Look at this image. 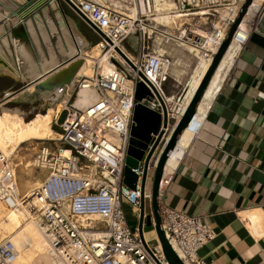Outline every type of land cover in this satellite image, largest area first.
<instances>
[{"label":"built area","instance_id":"1","mask_svg":"<svg viewBox=\"0 0 264 264\" xmlns=\"http://www.w3.org/2000/svg\"><path fill=\"white\" fill-rule=\"evenodd\" d=\"M48 1L57 2L58 7L62 3L97 37L93 45L111 67L103 71L93 58L90 73L75 77L66 90L63 118L58 123L59 147L54 154L40 147L37 166L48 171L28 196L18 194L11 156L0 150V203L9 209L23 202L27 214L37 215L53 264H168L159 242L148 245L143 232L140 238L137 226L131 229L127 225L122 209L125 200L138 220L141 163L131 169L136 175L134 188L121 183L136 102L134 85L140 81L152 94L139 102L161 112L154 89L170 120L147 164V170L152 171L167 139V127L183 111L180 94L166 96L161 87L173 62L163 46L184 49L195 59V67H204L205 72L244 0ZM261 8L250 10L243 25L241 21L237 24L229 44L239 48L246 42ZM130 37L136 41L132 54L124 46ZM80 90L93 95L85 106L75 103ZM63 148L66 155L60 152ZM170 179V173L162 172L157 197ZM142 195L149 199L150 189H143ZM157 212L163 236L182 264H207L197 250L212 238L209 226L163 204H157ZM16 254L7 236L0 237V264H12Z\"/></svg>","mask_w":264,"mask_h":264},{"label":"crops","instance_id":"2","mask_svg":"<svg viewBox=\"0 0 264 264\" xmlns=\"http://www.w3.org/2000/svg\"><path fill=\"white\" fill-rule=\"evenodd\" d=\"M21 1L6 0L7 7L0 4V97L22 87L26 89L54 69L23 80L1 71L11 68L15 74H23L22 60L17 55L18 51H23V46L31 50L33 56L36 51L57 50L54 42L49 39L45 43L40 36V16L45 20L40 11L50 2L37 0L20 11ZM261 5V11L248 29L246 42L239 48L231 46L226 52L230 54L232 49V57L222 60L221 68L218 67L213 77L219 85L213 95L208 90L204 93L201 102L205 107L200 112L198 124L173 171L169 172L170 182L157 197L158 205L196 216L209 226L212 238L197 250V255L207 264H264V3ZM50 6L47 15L57 23ZM60 6L58 10L63 18L74 16L62 3ZM12 10L21 15L14 22L9 14ZM64 21L70 28L68 19ZM135 42L134 37L125 41L129 54L134 51ZM163 47L173 62L166 69L161 87L166 96L180 94L181 105L189 83L200 68L195 67V59L184 49ZM66 58L58 59L59 64ZM62 113L60 110L57 121H52L48 127L50 135L51 128L59 133L54 127L59 128L58 119ZM46 141L48 139L41 138L35 142L33 156H38L42 146L51 149ZM48 152L53 154L55 150ZM40 169L43 168L36 166L33 173L39 174ZM149 187L145 185L144 190ZM122 209L125 217L130 214L137 222L136 212L125 200ZM140 209L144 215L148 214L150 199L143 198Z\"/></svg>","mask_w":264,"mask_h":264},{"label":"bare ground","instance_id":"3","mask_svg":"<svg viewBox=\"0 0 264 264\" xmlns=\"http://www.w3.org/2000/svg\"><path fill=\"white\" fill-rule=\"evenodd\" d=\"M5 1L6 0H0V4L3 5L4 7L6 6ZM16 1H21V0H16ZM42 2H38V3L41 4ZM263 3H264V0H252L251 5L248 6L247 13L243 16V19L241 20V25H243V22L245 21V19L248 18V16L250 15V10H252V12L257 11L259 9V7L263 6V5H261ZM46 5H47V3H46ZM50 5H52V8H53L52 10L54 12L53 15H55V18H56V21L58 22V25L54 21L50 20L48 15H47L48 14L47 10L51 9ZM53 6H55L56 8ZM28 12H30V11H28ZM24 13H26V12H24ZM40 13H41V15H44L45 20H46V22H44L45 20L41 19V16L39 18L40 19V22H39L40 36L45 43L49 41L52 33L56 32L57 30L61 32V39H59L56 52L55 51H49L47 56H45L44 58H42L40 60L38 58H34L35 56H33L32 51L27 50L26 47L23 46V51H18L17 55L20 58V60H22L24 73L21 76H19V74H15V72H13V70L11 68H7V69L2 68L1 69L2 73L19 77L22 80L23 79H30L36 75L38 76V74L41 72L46 73V71H48L49 69L56 68V66L59 65V62H58L59 58H57V52L60 53V55L61 54L65 55L66 57L77 56L78 58L82 59V61L79 65V67L77 68L73 78L80 76V75H88L90 73V70H91V63H92L93 58H96V60L99 61L100 67L102 68L103 71L108 70L111 67L110 62L105 59L104 55H102V53L99 52V50L97 49L96 46L91 47L88 50L85 49V42L81 43L79 41V39H83V38L80 36V33H79L78 29L75 27L73 21L67 17H64L65 19H68V22L71 24V27H73L74 31L77 33V35H74V34H73L74 36L72 35L73 38L78 40L80 43V45H78V47H79L78 49L75 47V44L71 40L72 39L71 35L68 32V29L65 25V23H67V22L64 21L62 14L58 10L57 2H55V1L50 2L48 7H43L42 10L40 11ZM18 16H21V15L15 14L12 17V21L14 22V20H17ZM22 16H23V18H26L27 15L24 14ZM64 43H65V46H64ZM231 46H232V44H229V46L224 51L221 59L219 60V62L217 64L206 88L203 91L202 97L199 100L200 102H201L206 90H209L211 95H213L214 92L216 91V89L219 85V81L217 79H216L217 80L216 81L215 78H213V77L215 76V73L218 70V67L220 66V68H221L220 64L222 63V60L226 57H229V58L232 57V54H233L232 49H231L230 54H229L230 51L226 54V52L228 51V49ZM98 52L101 54V58H99ZM226 61H225V63H226ZM203 73H204V67H201L199 69V71L196 73V76H194L195 78L194 77L192 78L191 82L189 83L190 84L189 90L187 91V94L185 95V98H184L185 102H184V100H182L180 109H184V106L188 102V99H189L190 95L192 94V92L195 90V87L199 83V80H200ZM31 81H32V79H31ZM70 82H69V84L66 85V89L63 90L62 93L56 92L55 95L52 96V97H57L58 99L62 97L61 98V104L62 105H63V102L66 100V90L68 88H70L69 87L71 84ZM32 88H33V84H30L29 86H27V88L25 90L31 91ZM46 97L47 96H43L44 99ZM11 98L12 97H5V99H7L8 101ZM92 99H93V95H92L91 91L80 90L78 92L77 97H76L75 103L78 106H85ZM203 107H205V106L201 102L198 106L197 112L194 113V115L192 116L188 125L182 130L180 136L175 141V144L172 147V149L169 151L168 156H167L165 163L163 165V173H169L177 164V162H178L179 158L181 157L183 150H184V148H185V146L189 140V137L191 136V133L194 131V129L196 128V126L198 124L199 115H200V112H201ZM60 110H59V112H60ZM16 112H14V113H16ZM37 122L38 121H36L35 124ZM1 131L5 135L10 133V131H8V129H2L1 128ZM48 132L50 134L49 129H48ZM52 135L54 137H52L51 139H48V140H57L58 134L52 133ZM5 137H2L0 135V150L4 154L10 155V156L12 153H14V149H18V147H20L22 144H24L28 141V139L22 138V139L16 141L13 146H8V144H7L8 141L5 140ZM49 138H50V136H49ZM60 152L63 155H66L67 149L63 148V149H61ZM15 168H16V166H15ZM20 168H22V167H20ZM24 168L28 172H30L32 169V167H30V166H25ZM45 169H47V168H45ZM45 169L44 168H43V170L40 169L39 170L40 173L36 174L37 175L36 179L38 180V183L40 181L39 177L44 176L45 172L48 171ZM20 170H18V169L16 170V171H18V174L16 173V171L14 173L15 174L14 176H16V180L20 179L19 183L16 184V188H17L18 194L23 195L25 197V196H28L30 194V191L33 188H35V186H37L38 183H36V181L33 178H28L25 175V170H23V169L21 171ZM18 205H19L18 208L6 209L0 203V220L5 218V222H2V221L0 222V235H1L0 237L7 236V238L14 244V247L17 250L16 258L14 259L12 264H53L52 258L49 256V254L46 250V240H45L44 235H43V233H42V231L38 225L37 215H34L33 213L27 214L26 209L24 208L23 202H19ZM4 210H5V212H4ZM143 237H144V234H143Z\"/></svg>","mask_w":264,"mask_h":264},{"label":"water","instance_id":"4","mask_svg":"<svg viewBox=\"0 0 264 264\" xmlns=\"http://www.w3.org/2000/svg\"><path fill=\"white\" fill-rule=\"evenodd\" d=\"M35 1L37 0H24L23 4H20L19 6V10L21 11V9L26 8ZM251 2L252 0H244L237 12L234 22L231 24L217 51L212 56L208 68L202 75L195 90L190 95L182 113L171 125V127H167V129H169L167 133V139L165 140L161 151L156 157L153 169L151 171V182L149 187L150 212L144 215L142 209L139 207L137 220L138 235L140 238H142V227L150 226L154 231L156 240L159 242L163 258L168 264H182V262L177 258L169 246L159 226V216L157 212V188L158 181L163 172V165L169 151L174 146L175 141L178 139L182 130L188 125L189 121L194 115L197 103L201 99L203 91L206 88L219 60L228 47L229 39L233 30L241 21V19H243L247 7L251 4ZM9 14L11 17H13L16 12L10 11ZM81 61L82 59L78 58L77 56L68 57L58 66H56V68L32 82L31 84H33V88L31 91H27L25 90V87H22L18 90L7 93L6 97H12L9 100L12 103H20L24 101L30 104L31 101L37 100L40 96L52 97L56 92L62 93L63 90L66 89V85L69 84L70 81V83L73 82V76ZM152 91L160 103L161 112L152 110L141 104L139 101L142 98H151L152 94L142 82L137 81L134 85L133 98L136 102L132 108L131 123L129 125L127 147L125 152L126 154L124 156L122 168L121 183L126 187L133 189L136 181V175L131 171V169L137 168V166L141 163V175L139 180L140 206H142V192L148 173L147 164L155 148L158 146L162 135L164 134L163 129L166 128L167 122L169 123L170 121L167 119L166 110L161 99L158 97L154 89H152Z\"/></svg>","mask_w":264,"mask_h":264},{"label":"rangeland","instance_id":"5","mask_svg":"<svg viewBox=\"0 0 264 264\" xmlns=\"http://www.w3.org/2000/svg\"><path fill=\"white\" fill-rule=\"evenodd\" d=\"M70 17L75 22L76 28L78 29L80 36L83 38V39H79V41L81 43L85 42V49L88 50L91 47H95V45H93L90 40L91 39L90 35L92 34V32L78 18H76L75 16H70ZM67 29L71 35L72 38L71 40L75 44V47L78 49L79 48L78 45H80V43L72 36L73 34L75 35L76 32L74 31L73 27ZM59 39H61V32L57 30L55 34L52 35V37L50 38V42H54L56 47L58 46L57 43L59 42ZM43 53L44 51L41 50L36 51L34 56L41 60L42 58L47 56L49 51H47V53L44 54ZM57 58L63 59L66 58V56L62 54L60 55V53L57 52ZM99 58H101L100 53H99ZM22 73H24V69ZM69 87L71 88V85ZM4 97H6V95ZM4 97H0V133H1L0 135L2 137L6 136L5 140L8 141L7 143L8 146H13L16 141L22 138L28 139V141L22 144L20 147H18V149H14L15 154L14 153L11 154V159L14 166H16L15 171L17 169L25 170L24 168L25 166L32 167L30 172L25 170V175L28 178H33L36 181V183H38V180L36 179L37 175L33 173V170L39 163L37 156L32 155L34 150H36L35 142L41 140V138L42 140L51 139L52 137H54L52 133L57 134L51 128L52 133L50 135L48 132V127H50L51 122L55 118L58 111L61 109L62 97L59 99L57 97H48V98L46 97L44 99L42 96H40L38 97L37 100L31 101L30 104L24 101L20 103H12L7 99H5ZM25 118H29V119L25 120ZM62 118H63V113L60 115L58 122H60ZM36 121L38 122L35 124ZM1 128L8 129L10 133L5 135L4 133H2ZM54 129L59 131V128L57 127H54ZM46 144L49 147H51V149H48L50 152H53L57 147H59V142L56 140H48L46 141ZM44 153L45 151H43V154ZM14 178H15V183L16 184L19 183L20 179H17L18 180L17 181L16 176H14ZM39 179L41 180L42 178L39 177ZM150 182H151V174L149 175L147 173L144 186L150 185ZM126 222L129 228L131 229H133V227L137 225V222L133 217H131L130 214L126 215ZM142 232L144 234V239L146 240L148 245L152 246L156 244L155 234L150 226H143Z\"/></svg>","mask_w":264,"mask_h":264},{"label":"trees","instance_id":"6","mask_svg":"<svg viewBox=\"0 0 264 264\" xmlns=\"http://www.w3.org/2000/svg\"><path fill=\"white\" fill-rule=\"evenodd\" d=\"M90 38H91L90 40H91L92 44H94L97 41V37L93 33L90 35ZM27 119H29V118H25V120H27Z\"/></svg>","mask_w":264,"mask_h":264}]
</instances>
